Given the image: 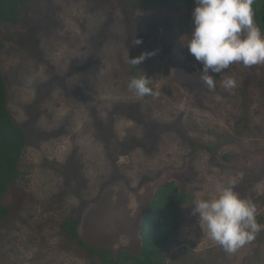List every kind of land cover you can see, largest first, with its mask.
<instances>
[{
  "label": "rangeland",
  "instance_id": "obj_1",
  "mask_svg": "<svg viewBox=\"0 0 264 264\" xmlns=\"http://www.w3.org/2000/svg\"><path fill=\"white\" fill-rule=\"evenodd\" d=\"M195 7L164 8L178 19L167 35L144 30L153 9L130 0H30L19 24L0 28L7 101L27 138L28 170L1 199L10 215L0 223V264H94L61 233L67 217L79 219L87 244L138 255V224L130 228L133 217L121 215L140 207L137 192L151 182L152 194L173 180L193 195L166 264H233L193 215V201L218 194L230 178L264 225V64L234 62L211 73L209 90L202 63L184 46ZM146 53L137 76L150 77L157 94L138 97L127 88L131 59ZM227 77L238 82L231 92L221 87ZM188 138L211 149H194ZM252 243L236 264H264V231Z\"/></svg>",
  "mask_w": 264,
  "mask_h": 264
},
{
  "label": "clouds",
  "instance_id": "obj_2",
  "mask_svg": "<svg viewBox=\"0 0 264 264\" xmlns=\"http://www.w3.org/2000/svg\"><path fill=\"white\" fill-rule=\"evenodd\" d=\"M194 30L184 43L189 53L203 65L201 82L214 90L216 81L211 73H222L231 64L244 67L264 64V31L255 19V0H195ZM136 44L140 41L136 40ZM131 59L134 66L145 58ZM235 77L222 80L221 87L231 92L237 87ZM138 97L155 96L148 76H134L127 85ZM236 181L228 179L218 194L193 201V215L199 217L204 235L227 254H236L250 244L264 225L257 220V206L235 190Z\"/></svg>",
  "mask_w": 264,
  "mask_h": 264
},
{
  "label": "trees",
  "instance_id": "obj_3",
  "mask_svg": "<svg viewBox=\"0 0 264 264\" xmlns=\"http://www.w3.org/2000/svg\"><path fill=\"white\" fill-rule=\"evenodd\" d=\"M30 0H0V28L6 25H17L22 17V8ZM144 7L152 8V14L144 24V30L150 33L170 34L177 30V18L164 12V8L192 9L194 0H130ZM255 19L261 30L264 31V0L254 2ZM184 23V20L181 22ZM4 42L0 35V48ZM130 71L137 76L143 72L138 66L132 65ZM140 76V75H139ZM8 82L0 64V223L8 219L9 208L1 199L10 185L24 181L28 173L21 166L25 152L27 138L18 123L14 120L7 101ZM247 104V100L243 101ZM192 148L211 149L194 139L188 138ZM225 158H228L227 156ZM193 199V195L181 190L170 180L160 186L148 204L140 228L142 245L138 255L129 252H120L114 255L107 248L92 246L83 241L78 232L79 219L67 217L61 224V233L71 240L78 248L91 254L92 263L100 264H166L168 249L171 248L180 235L183 220L184 206ZM258 222L262 217H257Z\"/></svg>",
  "mask_w": 264,
  "mask_h": 264
},
{
  "label": "flooded vegetation",
  "instance_id": "obj_4",
  "mask_svg": "<svg viewBox=\"0 0 264 264\" xmlns=\"http://www.w3.org/2000/svg\"><path fill=\"white\" fill-rule=\"evenodd\" d=\"M224 156V158L226 157V155H223ZM152 185H153V182H151L149 185H147V186H145V192L144 193H142V191H138L137 193L139 194L138 196H137V198H138V200H139V205H140V207H138V209L137 208H135V209H131L130 210V212H131V214L129 215V213L130 212H124V214H125V216L124 215H121V216H123L124 218H127V219H125L127 222H129L130 221V219L133 217V222L131 223V225L129 226L130 228H133V227H135L137 224H138V227H139V232H140V228H141V224H142V221H143V217H144V214H145V212H146V209H147V206H148V204L151 202V200H152V198L154 197V193H155V191L160 187H158L154 192H153V194L151 193L152 192ZM164 185V184H163ZM162 186V185H161ZM129 201V200H128ZM141 201V202H140ZM144 209V213L142 214V216H140L138 219H136V216H137V214H138V212H140L141 213V211ZM118 211V210H117ZM116 213L117 212H114L113 211V213H111L110 215L112 216V217H115V215H116ZM260 224H262L263 225V220L260 222ZM97 228H98V224H97ZM92 229H96V225H94V223H93V226H92ZM78 232H79V235H80V221H79V224H78ZM81 236V235H80ZM121 237H126V236H124V235H122ZM85 242V241H84ZM254 243V242H253ZM253 243L251 242L250 244H248V245H246L244 248H242V249H240L236 254H233V255H229V254H227L226 252H225V254H226V259H225V263H226V261L227 262H229L230 263V261H232L231 263H233V264H236V263H238L239 262V258L240 257H244V256H248L250 253H252V252H254L253 250H254V248H253ZM99 247H103V246H99ZM104 248V247H103ZM106 248V247H105ZM107 249H109V248H107ZM109 250H111V249H109ZM112 251V250H111ZM222 263V262H221ZM221 263H219V264H221Z\"/></svg>",
  "mask_w": 264,
  "mask_h": 264
},
{
  "label": "water",
  "instance_id": "obj_5",
  "mask_svg": "<svg viewBox=\"0 0 264 264\" xmlns=\"http://www.w3.org/2000/svg\"><path fill=\"white\" fill-rule=\"evenodd\" d=\"M137 67V66H136Z\"/></svg>",
  "mask_w": 264,
  "mask_h": 264
}]
</instances>
